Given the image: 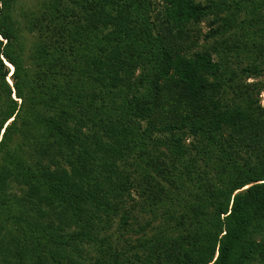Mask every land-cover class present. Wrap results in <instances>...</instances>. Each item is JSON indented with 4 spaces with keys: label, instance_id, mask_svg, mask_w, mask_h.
<instances>
[{
    "label": "trees",
    "instance_id": "trees-1",
    "mask_svg": "<svg viewBox=\"0 0 264 264\" xmlns=\"http://www.w3.org/2000/svg\"><path fill=\"white\" fill-rule=\"evenodd\" d=\"M15 1L0 264H264V0Z\"/></svg>",
    "mask_w": 264,
    "mask_h": 264
},
{
    "label": "rangeland",
    "instance_id": "rangeland-1",
    "mask_svg": "<svg viewBox=\"0 0 264 264\" xmlns=\"http://www.w3.org/2000/svg\"><path fill=\"white\" fill-rule=\"evenodd\" d=\"M161 2V1H159ZM198 2L202 3V4H206L207 0H198ZM40 5V0H16L13 3V7H12V11H11V17H12V21H13V25H14V30L16 31L17 37H18V44L19 46H22L24 48L23 54H22V60L24 63V67L27 70H30L32 67V64L29 60V56L30 53L34 47V43H35V36L31 35L27 29V22H28V18L29 15L32 12H35ZM228 14L225 15L223 14L222 17L224 19L228 18ZM244 16L243 14H241L240 19H243ZM215 18L214 17H210L208 19H205L197 28L199 30V32L201 33V39L202 36H205L210 28V24L213 23V20ZM223 23V22H222ZM245 67V66H244ZM12 71V68H11ZM246 79V78H245ZM259 80H263V79H259ZM257 81L258 79H253V77H250L247 79L248 83L253 84V82ZM9 83L12 84V80L9 81ZM261 103L262 105H264V92L261 95ZM62 112L61 110L58 111L57 113ZM56 116V115H55ZM21 141L17 142L20 143ZM12 192L14 194H19L21 195V192L24 190L23 187H18L16 185L12 186ZM135 215H137V213H135ZM151 217H149L148 219H150Z\"/></svg>",
    "mask_w": 264,
    "mask_h": 264
},
{
    "label": "snow or ice",
    "instance_id": "snow-or-ice-1",
    "mask_svg": "<svg viewBox=\"0 0 264 264\" xmlns=\"http://www.w3.org/2000/svg\"><path fill=\"white\" fill-rule=\"evenodd\" d=\"M0 40H3V37H0ZM2 59H3V57H0V60H2ZM4 63L7 64V61L5 60ZM8 67L10 68L11 65H8ZM9 123H11V121H9Z\"/></svg>",
    "mask_w": 264,
    "mask_h": 264
}]
</instances>
